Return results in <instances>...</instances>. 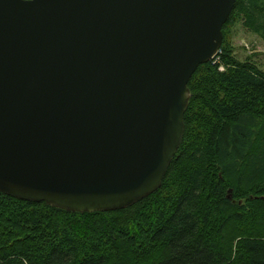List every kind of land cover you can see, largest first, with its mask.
Returning a JSON list of instances; mask_svg holds the SVG:
<instances>
[{
    "label": "water",
    "instance_id": "obj_1",
    "mask_svg": "<svg viewBox=\"0 0 264 264\" xmlns=\"http://www.w3.org/2000/svg\"><path fill=\"white\" fill-rule=\"evenodd\" d=\"M237 0H0V191L74 212L153 193Z\"/></svg>",
    "mask_w": 264,
    "mask_h": 264
},
{
    "label": "trees",
    "instance_id": "obj_2",
    "mask_svg": "<svg viewBox=\"0 0 264 264\" xmlns=\"http://www.w3.org/2000/svg\"><path fill=\"white\" fill-rule=\"evenodd\" d=\"M237 22L264 39V0L236 1L219 60L191 78L161 186L92 213L0 191V264H264V71L236 57Z\"/></svg>",
    "mask_w": 264,
    "mask_h": 264
},
{
    "label": "rangeland",
    "instance_id": "obj_3",
    "mask_svg": "<svg viewBox=\"0 0 264 264\" xmlns=\"http://www.w3.org/2000/svg\"><path fill=\"white\" fill-rule=\"evenodd\" d=\"M232 44L240 61H252L264 71V39L247 29L242 22L231 27ZM218 58L213 60L217 61Z\"/></svg>",
    "mask_w": 264,
    "mask_h": 264
},
{
    "label": "built area",
    "instance_id": "obj_4",
    "mask_svg": "<svg viewBox=\"0 0 264 264\" xmlns=\"http://www.w3.org/2000/svg\"><path fill=\"white\" fill-rule=\"evenodd\" d=\"M221 51L218 52V54L212 59V60H215V59H219V54H220ZM218 61V60H217ZM217 61H214V62H217ZM221 69H224L222 66H221Z\"/></svg>",
    "mask_w": 264,
    "mask_h": 264
}]
</instances>
